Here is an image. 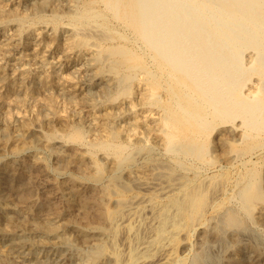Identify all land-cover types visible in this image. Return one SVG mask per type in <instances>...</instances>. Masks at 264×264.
<instances>
[{"label":"bare ground","instance_id":"bare-ground-1","mask_svg":"<svg viewBox=\"0 0 264 264\" xmlns=\"http://www.w3.org/2000/svg\"><path fill=\"white\" fill-rule=\"evenodd\" d=\"M50 1L38 0L33 8L50 5ZM3 8L6 11V7ZM71 16L69 26L58 25V32L64 33L66 38L57 53L65 57L73 70L81 71V64L78 65L75 58L85 52L94 68L93 75L105 82L103 100L93 103L89 100L92 111L97 112L93 115L101 120L99 124L104 125V134L88 139L81 125L67 123L69 127L66 130H54L50 137L76 146L81 158L88 161L89 172L82 171L88 174L92 171L93 176L103 173L106 168L97 161L99 154L109 171L122 173L124 184L119 181L120 186H116L115 181L104 183L103 178L96 180L94 187L98 193L91 194L89 198L70 186L60 187L57 190L64 197V211L53 214L39 212L38 221L30 209L34 201L16 205L8 195L1 196L0 236L13 250L10 253H19L20 245L28 241L26 235L32 231L56 238L58 220L62 216L71 217L73 205H78L93 221L89 218L91 223L86 221L79 226L71 217L67 227L82 244L96 241L103 248L96 257L77 264H185L184 256L176 251L179 240L186 241L193 230L207 224L212 236L247 226L262 230L264 235V158H259L264 148V0H79L75 14ZM18 18L24 19V15ZM52 30L49 34L52 40H56L57 35ZM32 31L21 33V45L39 41L29 38ZM14 39L11 36L3 39L0 50H5ZM49 48L47 45L43 51L51 50ZM30 62L26 61L28 65ZM49 66L52 70L56 68L54 64ZM26 77L19 75L9 81V89H14L16 82L22 84ZM17 87L24 90L21 85ZM60 89L63 90V86ZM53 97L51 95L50 98ZM50 98L49 101L52 100ZM1 103L9 104L0 94ZM21 104L18 107L21 108ZM52 106L55 105L51 104L53 109ZM19 115L11 116L19 122ZM120 121L122 123L118 127L116 123ZM38 127L34 125L31 128L33 135H37L35 144L46 148L47 139L39 133ZM213 131L219 144L226 143L229 138L235 142L225 162L227 167L237 169L233 177L230 169L215 168V160L209 152V137ZM148 140L159 145L156 147L158 159L144 157L145 152L141 154L147 148ZM46 149L48 151V147ZM15 150L14 153L19 154L25 147ZM55 154L63 160L59 152ZM4 165L0 164V173ZM8 183L18 201L20 180L15 171H12ZM101 199L111 202V208L102 205Z\"/></svg>","mask_w":264,"mask_h":264},{"label":"rangeland","instance_id":"rangeland-1","mask_svg":"<svg viewBox=\"0 0 264 264\" xmlns=\"http://www.w3.org/2000/svg\"><path fill=\"white\" fill-rule=\"evenodd\" d=\"M36 1H38V0H30V1L29 0H15V2H14V0H0V10H1L0 15L2 16V17L0 16V20L2 21V19H3V21L0 22V32H1L0 33V44H1L2 40L5 39L6 37L10 38V36H11V37L15 38L14 40H11L9 42V44H8L9 46L5 50H0V59H1L0 60V69L2 70V73H3V77L0 78V81H1L0 82V94L2 95L3 98H5V100L7 102H9V104L8 105L6 104V106H5V103H1V105H0V153H1V155H3L5 153L2 157L0 155V164H3V165L5 164L4 170H2V172L0 173V197L8 195L12 199L13 203L16 205H18L19 203H22L23 201L26 202L27 200L34 201L33 204L30 206V209L32 211V215H33L34 219L36 221H38L39 219H38L37 213H39V212H47L49 214H53L54 212H58V213L61 212L62 213L64 211V209H65L64 197H62L58 193V190H59L58 188H60V187L70 186L71 189H77L81 192L82 195L89 198V196L91 194H94L95 192H97L95 187H94L96 180L101 181L103 178V182L105 180L104 183L109 182V180L111 182L115 181L113 183L116 186H120V184L121 185L124 184L123 183L124 180H123L121 172H116L117 173L116 174L115 172H111L108 170L107 165L103 161L104 159H102V157L99 154H98V156H96L97 161L101 162V164L104 167H106L107 169L105 168V171L103 173L99 174L100 176L97 174H95L93 176V174H91L92 171L89 174L83 172L82 170H85V171L88 170L87 172H89L88 161L81 158V156L78 153V150L76 149V146L69 144V143H66L65 141H62V139H60V138H57L54 136L50 137V135L54 132V130L56 132H61L63 130H66L69 127V125L67 123H69L70 125H73V124L81 125V127L86 132L88 139H93V138L97 137L98 136L97 134H100V135L104 134V125L101 123L99 124V122L101 120L99 121V119L93 115V114H97V112L94 113L92 111V106L90 105V103L100 102L103 100V98L105 96L104 89L106 88V86H105V82L103 80H101L99 77L93 75V74H95L94 68L91 64V61L88 59L89 56H86L87 54L85 52H82L81 54H79V56H77V58H75L78 65L81 64V65H79V66H81V69H80L81 71L73 70V67H70L67 65L68 61L65 59V57L63 58L61 53L58 54L60 52L59 47L60 48L62 47V45L64 44V43H62V41L65 42V38H66V35L64 33L60 32V31L58 32V30H59L58 28H59L61 23L63 24V26H64V24H65V26L68 25V22L72 17L71 15L75 14L76 4L79 2V0H76V1L75 0H56V1L51 0L50 5L48 4L47 6L39 8V9L33 8V4L36 3ZM66 4H67V6H66ZM2 5L4 7H6L7 12L5 11V8H3ZM54 6H58V7L60 6V7L58 8V7H54ZM68 6H70V7L68 8ZM74 7H75V9H73ZM65 12L66 13L69 12V13L65 14ZM53 13H56V14H53ZM57 13H58V16H57ZM59 13H60V15H59ZM61 13H64V14H61ZM16 14H19L22 16L24 15V19L20 20L18 18L19 15L16 16ZM11 16H12V18H11ZM37 16H38V19L36 18ZM50 18L52 20H50ZM47 19L49 20L48 21L49 23L47 22ZM59 19H61V20H59ZM26 20H27V22H26ZM5 21H6V23H4ZM27 23H29V24H27ZM35 24H37V26ZM62 24H61V27H62ZM38 25H39V27H38ZM54 25H56V26H54ZM5 26H7V27H5ZM33 26H35V27L33 28ZM15 27H16V30H15ZM47 27L49 30L46 31ZM43 28H45V29L43 30ZM52 28L53 29L55 28L56 31L55 30L53 31ZM32 29H33L32 33L28 35L29 38H31V39L37 38L36 40H39V41H37V43H34V41H30L26 45H23V44L21 45V43L23 42L21 35L26 34L27 31L29 33V30H32ZM50 29L52 30V32H54V34L57 35L56 40L51 39V36H50L51 30ZM16 33H17V35H16ZM38 34H39V36H38ZM61 35H62V37H61ZM36 36H38V37H36ZM58 37H60V39ZM45 39L47 41H45ZM33 45L35 46L34 48H32ZM47 45L50 47L49 49H51V50H49V51L46 50V52H45L43 50H44L45 46H47ZM56 45H59V46H56ZM56 47H57V49H56ZM4 51H5V53H4ZM33 52H35V53H33ZM43 52H45V53H43ZM20 53L21 54L24 53V54L21 55ZM6 54H7V56H6ZM16 54H18V55H16ZM44 54H45V56H44ZM84 54H86V55H84ZM32 57L36 60H33ZM43 58H45V59H43ZM18 59H19V61H18ZM21 60L25 63V65ZM26 61L30 62L29 65H28V63H26ZM32 61H34V62H32ZM78 61L81 63H79ZM11 62H13V63H11ZM36 62H38V63H36ZM87 62L89 65L87 64ZM50 64H54L56 66V68H53V70H52V68L49 66ZM34 68H36V69H34ZM9 71L10 72L12 71L11 74ZM13 72H14V74L15 73L16 74L15 75L12 74ZM39 72H41V73L37 74ZM51 72H53V73H51ZM53 74H55V75H53ZM59 74H60V76H59ZM19 75L20 76L23 75V76H27V77L22 82V84L19 82H16V84L14 85V89L10 90L9 89V81L13 80L15 77H19ZM70 75H71V77H70ZM77 75H79L78 78H77ZM83 75H85V76H83ZM65 76H66V78H65ZM80 77H82V78L85 77V78H83L84 79L83 80ZM67 82H68V84H67ZM85 84H86V86H85ZM16 85L17 86L21 85L24 88V90H19ZM1 86H3V87H1ZM61 86H63V90L60 89ZM18 90H19V92H18ZM94 92L96 93V95L98 97L96 95H94ZM98 92L102 93L101 96H103V97L100 98L99 97L100 94ZM41 93H43V94H41ZM50 93L52 96H54L53 98H50L51 95H48ZM16 94H17V96H16ZM24 94H25V96H24ZM18 95L20 96V98L24 99V101L21 100ZM6 97H8V99H6ZM36 97H37L38 101H36ZM48 97L50 98V100L52 99L53 101L52 100L49 101ZM13 98H14L13 101L10 100ZM46 98H47V101L45 100ZM78 98H79V100H78ZM9 100L12 102H10ZM89 100H90V103H89ZM15 101H18V103H16ZM29 101H30V103H29ZM50 102L52 105L53 104L55 105V106H52L53 109L51 108ZM20 103H22L21 108H20V106L18 107V105ZM47 103H48V105H47ZM23 104H25V105H23ZM43 106L44 107L47 106V107L44 108ZM48 106H50V107L48 108ZM48 109H50V110H48ZM54 109H56V110H54ZM6 110H7V112H6ZM17 111L21 112V113H18ZM41 112H42V114H41ZM9 113L12 116L15 115L16 113L20 114L19 116L22 119L20 118V120L18 122V120H14V118H12V116L9 115ZM83 113H85V114H83ZM7 114L9 116H11V118H9V116ZM36 114H37V116L38 115L39 116L37 117ZM6 116L9 119H7ZM86 116H88V118ZM61 117H62V120H61ZM1 120H2V122H1ZM51 120H54V121L52 122ZM59 120L61 123L59 122ZM55 122H57V123H55ZM121 123H122L121 121L117 122L116 125L118 127H120L119 125H121ZM7 124H8V126H7ZM60 124H62V125H60ZM34 125H38L39 126L38 129L40 128L39 133L41 135H43L44 137H46L47 144L45 147L46 148L48 147V151L46 148H44V146L35 144V139H36L37 135L34 134L35 135L34 136L33 133L31 132V128ZM5 126H6V128H5ZM17 127H19V128H17ZM99 130H101V131H99ZM21 131H24V132H21ZM41 131H43V132H41ZM25 134H27V135H25ZM215 134H216V132L213 131L209 137V144H210L209 152L211 153L212 158H214V160H215V164H214V165H216L215 168H218L220 166V168L225 167L224 168L225 170L230 169V172L232 171L231 177H233V175L237 169L235 167H231V168L227 167L225 162H226V156L231 152V149L234 148L235 142L232 141V138L230 139L228 137L229 139L226 141V143L219 144V142H217V140L215 139ZM121 135H122V133H121ZM7 138H8V140H7ZM25 138H31V139H25ZM32 140H34V141H32ZM16 142L20 143V144H17ZM210 142H212V143H210ZM25 143H28V144H25ZM22 144H24V145H22ZM8 146H10V147L13 146V149H16L18 151H20V149L22 147H25V150H23L22 152H20L18 154V153H14L12 148L10 150V147H8ZM145 146H147V148L145 150L141 151L142 155L145 152L146 155L144 154L143 155L144 157H147V158L151 157L152 159H158L159 158V155L157 153V148H156L159 145L157 143H155L153 140H148V141H146ZM6 147L9 150H7ZM27 147H29V148L27 149ZM34 148H36V149H34ZM42 148H44V149H42ZM58 148H59V150L60 149L61 150L59 151ZM228 148L230 150H228ZM220 149H222L221 152H220ZM262 149H263V151L260 153V156H259V158H261V160L264 158V148H262ZM148 150H149V152H148ZM226 150H227V154H226ZM62 151L68 152V154L65 152H62ZM215 151H217V153ZM55 152H59L64 157L63 160H65V163L68 166L65 165L63 160H60V158L55 154ZM218 153H219V155L221 154V156H219ZM46 154L49 156V158L47 157ZM156 156H157V158H156ZM39 158H42V159H39ZM56 159L59 162H57ZM26 160H27V163H26ZM28 160L30 163L28 162ZM74 160H75V162H74ZM33 162H35V163H33ZM68 162H70V163H68ZM262 162L264 163V160ZM52 164H54V166H52ZM262 167H264V164L262 165ZM56 170H58V171H56ZM75 170H77V171L75 172ZM263 170H264V168H263ZM12 171H15L18 174V178L20 180V184H19L20 196L18 198V201H17V198H16V195H15L13 188L8 183V180L10 178ZM67 172H69V173H67ZM78 173H80V174L78 175ZM54 175H56V176H54ZM74 175H75V177H74ZM31 176H32V178H31ZM33 176L35 178L34 180H33ZM64 176H65V178H64ZM97 176H99V177H97ZM89 177H90V179L88 182L87 180ZM108 177H109V179H108ZM120 177H121V179H120ZM50 178H52V179H50ZM41 179H43V181ZM44 180H45V182H44ZM29 181H31V182H29ZM34 181L37 183H35ZM48 181H50V182H48ZM92 181H94V182H92ZM119 181L120 182L122 181V182L120 183ZM36 184H39V185L37 186ZM97 185L98 184H96V186ZM127 186H129V185H127ZM52 189H55V190H52ZM85 190H86V193L84 192ZM26 196H28V197H26ZM101 203H102V205L104 204L106 207L111 208V202H109L108 200H104V199L102 200L101 199ZM108 204H109V206H108ZM72 210L74 213L72 214L71 217H73L72 219L79 226L84 225L86 221H89V218L91 221H93L91 217H86L87 213L84 210H82L81 208H79L78 205H73ZM79 213H81V214H79ZM71 217L70 216H62L58 220V224H59L58 229L59 230H58V234L56 235V238H52V237L50 238L48 236H44L43 234L38 233L37 231H34V232L32 231L29 234H27L26 235V241L27 240L28 241L20 245L19 253H15V252L10 253V251H13V250L11 249V247L8 244V242L6 241V239L4 237L0 236V264H4V263L5 264H77L78 262H85L84 260H87L89 258L92 259V257L93 258L96 257L98 255V253H100L103 250V248L100 245L98 246V244H97L98 242H96V241H92V242H89L86 244H82L81 242H79L75 238V236L73 235V232L70 230V228L67 227L68 221ZM25 218L28 219L27 216H25ZM245 228H247V229H245ZM245 228L244 229L247 231L242 229V230H238L235 232H229V233L228 232H224V233L220 232L219 234L212 236L210 233L209 224H207L204 227L200 228L199 230L198 229L193 230L188 236V238H190V239L187 238V239H185L186 241H182L180 239L179 243L177 244L176 251L180 255L184 256L185 264H210V263L211 264L212 263L213 264H224L225 262L227 264H248V263L249 264H264V235H263L262 230H260L256 227H252V226H247ZM250 230H252V232H250ZM241 231H242V233H241ZM248 231H249V233H248ZM199 232H200V234H199ZM253 233H255V235ZM233 235H235V236H233ZM237 235H238V237H237ZM197 238H199V239H197ZM188 240H190V241H188ZM197 241H199V242H197ZM75 243H77V244H75ZM206 243H208V244H206ZM194 244H195V246L193 247ZM209 246H210V249H209ZM95 251H97V252H95ZM187 252H188V254H186ZM185 255H187L186 256L187 258L185 257ZM240 255H242V256H240ZM12 258H14V259H12ZM213 258H215V259H213ZM247 258H249V259H247ZM209 259H211V260H209ZM220 261H221V263H220Z\"/></svg>","mask_w":264,"mask_h":264}]
</instances>
